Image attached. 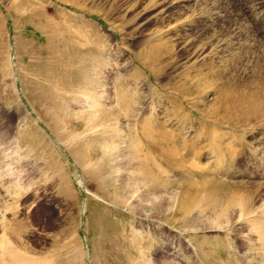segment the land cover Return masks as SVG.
Returning a JSON list of instances; mask_svg holds the SVG:
<instances>
[{
    "label": "rangeland",
    "instance_id": "1",
    "mask_svg": "<svg viewBox=\"0 0 264 264\" xmlns=\"http://www.w3.org/2000/svg\"><path fill=\"white\" fill-rule=\"evenodd\" d=\"M137 2L150 29L131 35L116 22L118 5L104 0H0V264H264V179L217 183L180 219L178 177L138 171L135 125L150 108L162 100L168 107L179 92L182 114L197 129L202 109L225 111L222 102L231 96L221 91L218 72L232 66L215 56L200 58L189 79L171 75L169 67L149 75V68L167 65L168 43H142L160 16L153 0ZM170 4L165 16L179 21L168 30L172 39L193 43L219 35V48L233 39L253 51L264 38V0ZM203 8L210 10L209 23L190 24L186 18ZM238 67L236 78L247 79ZM202 77L213 89L208 107L194 108L195 81ZM120 87L124 101L136 93L132 115L125 110L133 121L117 106ZM246 141L257 151L248 171L260 174L264 135L254 131Z\"/></svg>",
    "mask_w": 264,
    "mask_h": 264
},
{
    "label": "bare ground",
    "instance_id": "2",
    "mask_svg": "<svg viewBox=\"0 0 264 264\" xmlns=\"http://www.w3.org/2000/svg\"><path fill=\"white\" fill-rule=\"evenodd\" d=\"M104 1L106 3H110L111 6L114 4L118 5L117 10L120 16H117L118 19L116 22L117 24L119 22V28L122 27L131 35H136L137 33L144 31L145 29H150V26L146 24V15H143L144 13L141 11L142 9H138L137 1L139 0ZM182 1L190 2L191 0ZM236 1L239 2L240 0ZM170 3H172V0H153V4L151 5V7L153 6L152 9L154 11H158L157 16L159 15L160 18L159 20H157L159 21V23H157V27H153L154 32L151 35H148L147 39L142 43H150L152 39H154L155 42L158 40L161 43V41L167 39L165 42L168 43L169 61L168 63L166 62L167 65L163 64V66L165 65L164 67H161L162 65L159 68H152L150 66L151 68H149V75L157 76L159 74H164L163 72H166L167 68L169 67V69L171 70V75H175L176 73L181 72L183 73V75H187V78L189 79V75H191L193 72L195 74H198V72L196 73V71H198L199 68L198 64L200 58L204 60L206 58H215V56H220V60H223L224 57L227 58L226 60L229 61L232 66L231 69L229 68L230 73L217 71L219 74L218 78L221 77L224 79V84L222 86L224 89L221 88V91L226 89L225 93L231 96L226 99L225 103L222 102L223 105L225 104V111L222 110V113H219L221 111L217 112V110L214 108L216 106L211 108L212 113L208 112L209 109L206 111V107H208V105L206 104V99L209 98H206V96L208 93L210 94V91L213 89L212 88L210 91H208L209 87L206 80L210 76L212 77V75L204 79L203 77L206 76V74H203L204 76L202 78H199L195 81L196 91H198V95H196V98L192 99L193 101L191 104L193 106H191L194 108L197 106H204V108H206L201 110L202 116L200 118L202 122H198L199 125H197V129L195 125H192L190 114H182L185 103L183 101V98H180V94H178L179 92L176 93L174 99L167 98L168 107H166V104V106L162 104L163 100L155 106L152 104L153 108H150V115L147 116V118L146 115H144L145 117H142V120H140L142 123L138 120L140 124L135 125L137 130L136 132L138 133V139L135 138L136 140L134 143V151L136 159L135 162L138 166V171L147 175H151L157 172H160L161 174L172 172L178 177V181L182 183L180 184L182 186L180 187V192H178V194H176L175 196L176 201H174L176 202V206L174 211L176 215L180 216L179 218L181 219L191 216L193 214L192 209L199 201L200 195L202 193H206L210 187L216 185L217 183L225 182L228 178L235 180H247L253 178L264 179V162H259V165L257 166V170L261 171L260 174L256 175L248 171L250 167L249 164L254 165L252 160H257V151H254L253 148L251 150L250 147H252L253 145L249 146V143H246V135L248 133L250 134L254 131H260L264 135V38H261L262 40L260 39V44L257 47L252 48L253 51H250V48L247 45L243 47V45L240 43L235 44L234 40L231 39L232 37H229L231 35L233 36V34H230L228 36L231 39L229 41L230 43H226L225 40L227 39L224 40L226 44L222 48H219V46H217L220 43V41H218L220 39L219 35L217 37H215L214 35V37L209 36L210 38L207 37L208 39H205L204 41H200V39L198 40V42H196L197 40L195 42L193 41V43H191L188 39L186 41H179L180 38L172 39V36L170 37L168 30L171 28L178 29L177 26L173 27V24H176V22L179 21L175 20L176 18H173L172 13L169 14L168 17L165 16L167 12L170 11H168L165 7H167V5H169ZM238 4L239 7L244 10V3L240 2ZM146 10H148V8ZM206 10V8L205 10L203 8L202 12L199 13L197 17L189 16L186 19L188 20V22H190V24L192 22H195L194 20L196 18L200 19L199 21H201V24H203V26L205 27L206 22L209 23L211 18V16L209 15L210 10ZM255 15H259V13ZM181 20L183 19H180V21ZM116 22L113 23L115 24ZM259 24L262 25V23L257 22V27H259ZM118 25L116 26L118 27ZM253 31L258 34L256 30ZM216 32L217 31H215V33ZM196 43H198L199 45ZM163 46L164 48L166 47L165 45ZM259 46L261 47V49L263 48L261 52L256 49ZM161 52H163V49ZM224 52L225 54L227 52V54L224 55ZM164 53L165 52H163V54ZM166 58L167 57H165V59ZM222 64L224 65V63ZM227 66L229 67V65ZM235 66H239L240 69H242V73L245 72V78L247 79H243L241 76L236 78L237 72L235 73ZM212 67H214V65ZM165 68L166 71H164ZM201 69H199V72ZM218 69L220 70L221 67ZM213 72L215 73L214 70ZM214 73L213 75L216 76L217 74L215 75ZM195 74L191 76H194ZM211 77L210 79H212ZM215 80L219 81L218 79ZM97 85H99V83H97ZM187 85L189 84L187 83ZM244 87H246V90L241 91L240 89ZM120 88L121 91L116 99L117 106L119 109H121V111L124 110V113L122 114L126 119V122L133 121V116H135V114L133 113V116L131 117L133 120L129 121V119L131 118L129 117L128 119V112H125V110L127 108L131 109V106L134 102L133 97H135L134 95H136V93H132L131 96H128L129 99H126V101H124V98L126 96L124 94L126 88ZM218 90L220 89H217V92ZM216 95L219 94L216 93ZM182 96L184 98H187L186 96H184V94H182L181 97ZM170 104L172 109H169ZM131 111L132 109L130 110V114ZM247 151L250 152V158L245 160L244 157L247 155ZM244 167H248V169H242ZM191 186H193L194 188H192ZM245 211V209H242L241 213Z\"/></svg>",
    "mask_w": 264,
    "mask_h": 264
}]
</instances>
